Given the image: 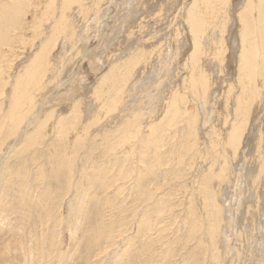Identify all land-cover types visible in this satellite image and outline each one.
I'll use <instances>...</instances> for the list:
<instances>
[{"label": "bare ground", "instance_id": "1", "mask_svg": "<svg viewBox=\"0 0 264 264\" xmlns=\"http://www.w3.org/2000/svg\"><path fill=\"white\" fill-rule=\"evenodd\" d=\"M111 1L114 3L113 5L112 4L111 5L112 6L115 5L114 8H119L118 4H121V3L123 4V2L124 3L126 2L124 5H122L123 11H124V9L125 10L129 9V10H128V13L123 14V15H118V13H117L118 17L116 18V22H117V19L119 21L118 22L119 24L117 26V29H118L117 32L118 33H115L114 35L112 34L113 37L112 36H110V37H112V40L116 39L118 37L117 34H119V32H122L121 31V30H123L122 28H125V34H127L126 38H130L132 35V29L134 28L136 30V32H138L140 35V36L137 35V37L134 35L135 36L134 39L136 38L135 39L136 45H134L133 47H135V49L132 50L131 44H130L131 46L124 48L122 46V44H125V43H124V41H122L123 43H120V45L118 46V49L115 51L116 53L115 54L113 53V55L108 56L107 61L114 59L117 56V53H119V52L121 53V51H124V50L129 51L128 52L129 53L128 59L126 61H124L123 63H121L120 65H118L116 71H114V68L110 69L109 73L106 72L105 74H103L102 76H100L99 78L96 79L94 85L91 86L90 99H92V100L89 101L90 103H86L85 106L80 107V104H78V103H80L82 101L81 99L83 97V96L82 97L80 96V98L77 97L78 99H76L74 105L72 104V107H71L72 109L70 108V111L67 110L68 114H66V115L65 114H57L55 111V106H53V104H51V105L45 104L43 106L42 100H45L49 96V94L52 92L51 91L52 87L62 85V81L59 82L60 79L63 80V70L65 68V65L63 64L64 62H63L62 55L63 54L65 55V59L69 58L68 59L69 65L71 64L70 66H72L76 62V60L78 59L81 51L83 53V49L86 46L88 39L90 37L96 38L98 35L99 36H102V35L106 36L107 35V25H109V23L113 22V21H111V20H113V17H112L113 12H111V11L109 12V8H107V6L105 4H109ZM128 1L130 2L133 0H115V1H113V0H0V155L7 148L13 146L14 139H18L19 144L17 146H19V148L17 150H15L17 154L15 153L13 155V157L14 156L19 157L20 155L25 156L26 152H28L30 150L32 151L33 149L35 150V147H40L39 145H42L45 142V138L47 137V135L52 134L53 139L51 138L52 140H50L49 146L52 147V149H54V151L56 153L55 152H48L49 154L44 153L45 155H43L42 154L43 152H42L41 153L42 155L40 154V156H38L37 155L38 153L37 154L33 153V151H34L33 150L32 154H31L32 156L29 159L35 163L38 160V158L34 156V154H36L39 157V159H44L45 162L49 160L51 162V164L54 165V170H56L54 172H56V173L63 172V173H65L64 175L68 176V178H69V177H71V172L73 170L72 169V167H73L72 163L74 165L75 159L73 158L74 160H71V158H70L68 160L67 157L70 154H72L76 158L79 155V149L82 147V145L85 142H88L87 144L89 145V152L90 153L96 149H97L96 152H98L100 150L101 153L99 151L98 154L100 153L102 155V153H103L104 155L101 157L104 158V156H105L106 158H104V160L107 159V163H110L109 165L114 166V169H115V166H117L118 170L117 169L116 170H117L118 174L116 173L117 175H109L115 181L113 183L116 184L118 180H123V182H125L124 179L126 178L127 171H123V173L121 172V170L124 166V162L127 160H130L129 163H131L134 160V159H131V156H128L129 158L125 157V153L122 150L120 151V149H123V150L129 149V151L134 150L135 154L137 155V162L136 163H138L139 167H137L138 169H135V168L131 169L132 170L131 171L132 172L131 178L133 179V183H134L133 190L135 189L134 190L135 193L137 195H139V197H140L141 192L145 193V191L142 190V187L144 190L147 189L145 198L142 200V202H140L141 204H144L143 205L144 210H143L142 215L140 217L135 218V222H134V225L137 228L136 234L138 235V238L141 240V246L145 250H147L146 248H147V245L149 244V241L151 240V243H152V242H154L155 237H157V236H155V233H157V232L159 233V230H156L153 234L150 233L151 223H153L154 221L163 220V219H165V216H166L165 215L163 217L160 215L159 209H160L161 204H160V201L157 199V197H158L157 193H158V191H160L159 190L160 188L159 189L156 188L157 184L155 183L157 181L159 182L158 176L161 175V174H159V175L157 174L158 173L157 170L160 169L161 163H166V160H167L166 156L165 157L162 156L163 149H166L167 153L166 152L165 153L167 154V156H168V153L172 152L171 154H174L175 151H177L174 154L176 156V160H173V161H175V163H181V160L184 158V156L187 155V157H188L189 154H191V156L189 158H187V162L185 161L188 164V165H186V166H188V173L186 171L187 174H190L191 171L195 172V168H193V167H195L194 165L197 166V165H200V163L204 164L205 162H207L206 160L209 159L207 164L208 163H211V164H209L208 168L205 170L204 173H203V171L202 172L199 171L203 167H201L200 169H196L198 172L195 173L196 177L193 176L194 181L190 180V179H192V177L188 179L186 177L187 174L185 173L186 174V176H185L186 180L183 181L181 184H183V185L187 184L188 186L183 187V186H180L181 184L179 185V183H177L178 186L176 188L177 189L176 192L178 193V196H179V195H181L180 194L181 188L187 189L190 186V189L198 196V197L196 196V198L198 200L197 202L195 200L194 201L192 200L193 195H194L193 192H192V197L186 199L188 212H194L195 211L191 215L187 213V218L190 216L193 217V215L195 216V219H194L195 224H194V227L192 229H190V231L196 230V228L198 227L199 230H203L205 232V235L207 237V241H206V239H203L202 232H200L199 237L198 236H197V238L195 237L196 238V240H195L196 246L198 249H204V251L207 248V251L209 253V260L208 261H210V264H221V255L220 254L221 253L223 254V252H222V250H223L222 249L223 248L222 242L223 241L221 240V236L223 233V226L225 225V219L223 216V209H222V205H223L222 196H223V194H225V190H224L225 188L222 189L221 187L223 186L222 184L226 181V176H227L224 173L226 170V163H229V160H228L229 158H227V156L229 154L231 155L232 152H237L238 149H242L244 147V144L246 142V132L249 130L248 128H249V124H250L252 117H253L252 114L254 112V107L260 103V96L263 94V91H264L263 90L264 89V4H263L264 2L261 3L262 0H261V2L259 0H194L192 2V6L190 5L188 10L184 11V13L187 12V14L185 13L186 17H185L184 23L186 25V29L188 30V34L191 38L192 45L190 47H192V51L188 55V57L186 58L183 66H181V67H183L182 68L183 75L182 74L180 75L178 72L177 75L173 74L172 76H168V73L171 72L170 70H173V69H170L171 63L174 61V60H172V54L175 55V52L173 53V51H175V49L177 47V46L173 47V45H175L179 42L178 37H177L179 34V27L176 28V30L174 31V33L171 36L172 38H174V40L173 39L172 40L175 44L171 43V45H170V43H168V45L166 47V49H168L169 53L166 50H163L162 47H159L160 45L158 46L159 48L158 47L155 48L154 45H151L153 47H145L143 44L144 37H141V35L146 30L148 25H150L151 23H155V24L159 23V21H160L159 18H160L161 13H167L169 7L168 6L165 7L164 5L159 4V9H157V13H154L153 12L154 10H152V8H153V5H155V4L149 5V7H148L145 3V0H136V2L133 1L136 3L137 8L139 6L142 7L140 9V12L141 11L143 12L146 10V12L149 15L148 18L152 22L148 23L147 21L142 19L137 23L133 22L134 26L132 27L131 22H129L130 16H131L130 15L131 10H130L129 6L127 7ZM173 2H175V0H172L171 6L173 5ZM164 4H165V2H164ZM104 5H105V7H104ZM239 5L241 6V8L239 10L240 12L236 15V20L239 22V25H240V30L238 31V35H237L238 39H239L240 49L238 51L239 54H238L237 58H235L236 60L234 63V68L236 69V75L235 74L234 75L236 78V82L238 83V87L236 86L237 92H236V99H235V109L233 108L234 111L233 112L231 111L234 114V116H233L232 120L229 119L232 122L228 126L227 123L230 122V121H228V118L230 117L228 115V113H230V110H228V104H229L228 101L230 99L229 95L231 94V93L229 94V92H230L229 90H231L232 86L229 87V89L227 88L228 92L226 90V93L224 95L226 102H224L225 107H223L225 110V113L223 114L224 115L223 116V123H221L219 121H218L219 122L218 124L215 123L216 119L213 120V122H212L211 119L208 118L209 114H207V112H205V107H207V104L210 101L209 96L211 95V89L214 86V81H213V78L211 77L212 73L210 74V69H212L211 68L212 66L210 65L211 67L210 66L207 67V64H208L207 62H210V61H208L209 60L208 58L213 56L212 60L215 61L214 65H216L217 68L219 67L220 71L223 69V66H225L224 68L226 70H228V66L225 64V59H226V54H227L226 52L229 48L227 43H226V39L228 36L231 38L232 35H234V33L231 30V28H229L227 26H228L229 19L231 20L232 18L235 17V15H234L236 12L235 9ZM105 9L108 10V13L106 12L104 14ZM258 9L261 11V16H259V19H257L258 17L255 14V12L259 11ZM170 12H171V10H170ZM177 12H178V10H177ZM143 14H144V12L142 13V15ZM163 17H164V15H163ZM128 18H129V20H127ZM145 18H147V17H145ZM254 19L255 20L257 19V20L255 21ZM253 20L255 23V28L252 26V23H251V21H253ZM257 24H259V25H257ZM236 25H235V27H236ZM90 26H92V28L93 27L94 28L91 30L89 28ZM182 26H184V25H182ZM182 26H180V27L182 28ZM100 27H103L104 30L103 31L100 30ZM91 31H95L94 34H92ZM147 31H149V30L147 29ZM153 31H155V30H153ZM214 31H216V32H214ZM161 32H162V30H161ZM217 32H219V37H217V39H213V37H215L214 33L217 34ZM133 34H135V33H133ZM152 34L149 33L148 36H151ZM158 34H160V32ZM184 34L182 33V36ZM153 36H156V35H153ZM156 37H158V36H156ZM186 37H188V36H186ZM152 39H153V37H152ZM160 39H162V38H160ZM118 40H119V38H118ZM97 41L99 43V44H97V46L101 45V43H102L101 40L97 39ZM107 42L108 41H106L105 43H107ZM108 43H110V42H108ZM150 43H151V41H150ZM155 43H157V42H155ZM110 46H111V44H110ZM146 46H147V43H146ZM147 48H149V49L147 50ZM177 51L178 50L176 49V52ZM181 51H182V49H181ZM189 51H190V48H189ZM175 56L177 58V55H175ZM100 58H102V57H100ZM176 60H178V59H176ZM227 62H230L229 57L227 59ZM227 64H229V63H227ZM175 73H176V71H175ZM229 74H230V72H229ZM144 76L147 77V79H146L147 83L149 85H151L152 88H154L155 90L159 89L160 85H162V83L164 82L166 77H167V80H169V81H165V82L172 84V87L168 90V93L165 95L164 99L162 98L163 99L162 104L158 103L155 107L150 108V99L149 98H145V100H143L144 98H138L137 100L132 101L135 103L138 101L139 103L137 105H133L134 103L129 104L128 101H126L127 98L132 96V92H134V94L136 95V90H137V88L140 87L141 81L143 80ZM154 76H155V78H154ZM69 81H70V78H69ZM233 84H235V83H233ZM136 86H139V87H136ZM145 86H147V85H145ZM70 89H71V87H70ZM166 90L167 89H165V91ZM61 92H62V90L59 93H61ZM64 92H66V91H64ZM64 92H62V93H64ZM140 92H142V91H139V93ZM140 94H142V93H140ZM215 95H216V93H215ZM85 98H83V100ZM222 98L224 100V97H222ZM191 99L195 103L198 102V106H196V104L194 105L191 102ZM232 101H234V100H232ZM219 102H221V101H219ZM216 104L218 105V103H216ZM219 106H221V105L219 104ZM38 108H39V110H38ZM196 109L197 110L199 109V111H197ZM203 109H204V111H203ZM214 109H215V107H214ZM214 109H212V111H210V109H208V110L212 114ZM215 113L217 114L216 111H215ZM114 114H117L118 121L113 122V123H109V121H111L110 120L111 116ZM212 115H214V114H212ZM198 116L201 117V121L203 124L202 130L204 131L205 137H206V139H202L203 138L202 137L201 138L202 142L200 141L203 144V147H205V148H203V149H205V151L203 149H201V147L199 146L198 140L196 139L197 134H196L195 126H196V122H197L196 118ZM31 118L34 119L33 123L29 122V120ZM256 118H257V115H256ZM217 119H218V117H217ZM108 123L113 124V126L108 127L107 126ZM226 125L228 126L227 129L229 132L226 136H224L226 129H224L223 127ZM103 126H104V129H101V133L97 132L98 127L103 128ZM110 128H113V129H110ZM21 132H22V134H21ZM67 134L68 135L71 134L72 136L68 137ZM256 135H257V133H256ZM200 137L201 136H199V138ZM256 138H258V137H256ZM255 139H254V141H255ZM203 140H205V141L203 142ZM261 140L262 139L258 138L259 144H260V142H262ZM15 142L17 143L16 140H15ZM125 147H127V148H125ZM86 148L88 149L87 146H86ZM87 149H86V151H87ZM200 149L203 150V152H205V153H202V151ZM80 150L82 151L83 149H80ZM36 151H37V149H36ZM43 151H45V150L43 149ZM64 151H65V153L67 152L65 156L63 153ZM258 151H259V154H258V157H256V158H257V162L260 163V164H258V168L259 167L260 168L258 169L259 171L257 172V174L255 176L253 175L254 177H252L253 180L251 182V188L254 189L253 195L256 198V205H257L258 200L260 202L261 195H259L257 189H258V184H260L259 182H261V178L263 177L262 173L264 171V148H262L260 146L258 148ZM87 152H86V154H87ZM46 154H47V157H46ZM94 154H95V152H94ZM27 155H28V153H27ZM93 155L90 154L89 157L87 155L88 159L85 158L86 162L84 163L86 166L89 165V167L92 168V169L89 168L90 173H88V175L86 177V180H87V182L85 183L87 186L86 193H87V196L92 195V197H94L95 196L94 193H96V190L100 191V193L103 195V197H105V198H103V200H106L105 203H104V201H102V202L107 205V198L108 197L110 198V196H111V195L109 196L107 194V190L110 186L109 184H112V182H107L108 177L103 179V177L100 176V175H103L102 173L96 174V172H94V171H96V169L94 170L92 165H94V167L96 165L93 164V162L88 163L92 159L91 157ZM43 156H44V158H42ZM95 156L98 157L97 153ZM101 159H100V161H101ZM251 159H253V157ZM247 160L244 159V162ZM25 161L26 160H24V162ZM92 161H94V159ZM244 162H243V164H244ZM34 163H32V164H34ZM101 163L103 164V162H101ZM216 163H220L219 168L215 167ZM250 163H251V161H250ZM105 164H106V162H105ZM207 164H205V165H207ZM245 164H246V162H245ZM255 164H256V162H255ZM128 166L126 168L129 169ZM131 166H132V163H131ZM108 167L111 168V166H108ZM247 167L249 168V166H247ZM52 168H53V166H52ZM52 168H51V171L53 170ZM74 168H75V166H74ZM126 168H125V170H126ZM205 168H206V166H205ZM4 170H5V168H4ZM19 170H17L18 172L15 171L14 175L17 176L18 174L23 173L21 169H19ZM178 170H180V169H178ZM178 170H177V173H178ZM24 171H25V169H24ZM184 171L182 169V172H184ZM6 172L8 173V171H6ZM163 172H165V171H163ZM172 172L174 173V170H172ZM172 172H171V175H172ZM182 172H180V173H182ZM25 173H27V171H25ZM166 173H168V172H166ZM36 174L37 173H35L34 175H36ZM59 174H62V173H59ZM163 174H165V173H163ZM38 175L40 176V172L38 173ZM49 175H50V173H49ZM169 175H170V173H169ZM177 175L174 176V174H173L174 178H176ZM181 175H184V173ZM197 175H198V178H197ZM7 176L9 177V174H7ZM21 176H22V174H21ZM173 176H171V177H173ZM57 177H58V175H57ZM165 177H167V176L165 175ZM2 178L0 180H2ZM161 178H162V176H161ZM243 178H244V176H243ZM42 179H43V177H42ZM112 179H111V181H113ZM168 179H169V177H168ZM4 180H6V179H4ZM10 180L11 179H8V183L10 182ZM60 180H61V178H60ZM63 180H64V178H63ZM69 180H70V178H69ZM170 180H172V179H170ZM173 180H172V182H173ZM196 180H197L198 186H196V188H195V184H196L195 181ZM24 181H26V180H24ZM53 181H56V180H53ZM68 181H67L68 184L66 183L67 186L70 183ZM179 181H181V178ZM187 181H188V183H187ZM190 181H191V183H190ZM19 182H20V180H19ZM65 182H66V180H65ZM126 182H125V184H126ZM162 182H163V180H162ZM8 183H5V185ZM36 183H37V181H36ZM11 184H13V182ZM228 184H229V182H228ZM40 185H42V183ZM130 185H131V182H130ZM162 185H163V183H162ZM244 185H245V183H244ZM27 186H28V184H27ZM234 186H236V185H234ZM61 187H63V186H61ZM0 188H2V187H0ZM26 188L27 187H25V189ZM35 188H36V186H35ZM174 188H175V186H174ZM31 189L32 188L30 187V191L34 192V190H31ZM116 189H118V188H116ZM116 189H113L114 190L113 194L115 193ZM126 189H127V187H126ZM7 190H9V189H7ZM23 190H24V187H23ZM23 190H22V192H23ZM171 190L172 189H170V191ZM191 190H190V192H191ZM27 191H29V190H27ZM9 192H10V190H9ZM109 192H111V190ZM187 192H188V190L186 191V193ZM86 193H85V195H86ZM234 193H235V190H234ZM240 193H241V190H240ZM16 194H17V192H16ZM124 194L126 195V193H124ZM133 194H134V192H133ZM174 194L172 193L173 196H174ZM9 195L11 197L13 196V195H11V192ZM39 195H40V193H39ZM80 195H81V193H80ZM98 195L99 194L97 193V197H98ZM49 196H51V195H49ZM113 196L115 198V194ZM187 196H189V195H187ZM230 196H231V194H230ZM7 197L9 199V196H7ZM242 197H240V198H242ZM248 197H250V195H248ZM23 198H24V196H23ZM45 198H47V197H45ZM56 198H58V197H56ZM11 199L14 200V198H11ZM28 199H30V198H28ZM43 199L44 198H42V200ZM48 199H49V197H48ZM129 199H130V197H129ZM177 199H178V201H177ZM177 199H175V201L171 204L170 209H172V210H170V211H171L173 217L175 216L174 218L176 220L180 221L179 216L174 215V214H175V210L183 205V203H182L183 200L181 202V198H180V201H179V198H177ZM36 200L38 201L37 198H36ZM36 200L34 199V201H36ZM91 200H89V201H91ZM240 200H242V199H240ZM39 201H41V200H39ZM100 201H101V199H100ZM247 201H249V200H247ZM25 202L28 203L27 200H25ZM44 202H47V199ZM54 202H55V200H54ZM123 202H122V204H124ZM169 202H171V200ZM254 202H255V200H254ZM8 203L10 204V202H8ZM55 203H56L55 204L56 205L55 210H56V207L58 205L59 206L57 208L59 209L61 207L60 206L61 204L57 205V202H55ZM30 204L31 203H29V205ZM39 204L41 205V203H39ZM84 204H83V207H84ZM87 204H89V202H87ZM119 204H120V202H119ZM119 204H115V205H119ZM242 204H244V203H242ZM6 205L9 206L7 203H6ZM45 205H48V204H45ZM98 205H100V206L102 205V207L104 206L103 204H98ZM98 205L96 206V208H98ZM31 206H33V205H31ZM36 206H38V204L35 203L34 207H36ZM229 206H230V203H229ZM0 207H1V205H0ZM4 207H6V206H4ZM38 207H40V206H38ZM76 207H77V205H76ZM143 207L141 206L142 209H143ZM188 207H190V208L188 209ZM31 208H30V210H31ZM46 208H44V210ZM92 208L93 207L91 206V209ZM113 208L116 209L115 207H113ZM253 208H255V206L251 207V205H250L248 207L247 214L249 215V219L251 220L250 225H249L250 232H249V234L248 233L244 234L245 240L247 241V245H246V247L244 246V249L246 248L245 253L241 254V257L246 258V260L248 259V262H249V254H250V247H251V245L249 246L248 244L250 243L249 240H252V233L254 232V230L256 228L255 222L252 219V217L254 216L253 215V213H254ZM1 209H2V207H1ZM81 209L83 210L84 208H81ZM22 211H23V209H22ZM34 211H35V209H34ZM37 211H38V209H37ZM121 211H124V210H121ZM138 211L139 210H137V212ZM227 211H229V210H227ZM49 212H50V210H49ZM57 212H59V210ZM185 212H186V210H185ZM185 212L183 214H185ZM4 213H6V212H4ZM176 213H177V210H176ZM8 214H10V212ZM35 214H36V212H35ZM38 214L36 216H38ZM40 214H42V213H40ZM26 215L27 214H25V217H26ZM79 215H80V213H79ZM86 215L88 216V213H86ZM86 215L82 214L81 216H86ZM72 216L70 218H72V220H73ZM87 216H86V221L88 220ZM92 216L94 217V215H92ZM104 216L105 215H103V211H102V213H100V212L96 213L95 217L101 221L99 223L100 224L99 227L101 229H103L105 227V225L106 226L108 225V227L114 226L113 225L114 218H116V217L112 216L111 214L110 215L106 214L105 218H104ZM27 217H28V215H27ZM42 217H44V216H42ZM124 217L125 216L122 217L123 220H124ZM161 217H163V219ZM170 217H172V216H170ZM173 217H172V219H173ZM184 217L185 216H183V218ZM109 218H111V219L109 222H107V220ZM78 219L81 220L80 218H78ZM82 219H83V217H82ZM175 219H173V220H175ZM17 220L15 221V224H16ZM55 220H57V219H55ZM117 220H118V218H117ZM131 220H133V219H131ZM43 221H44V219H43ZM119 221H121L122 222L121 224L124 225L125 222L123 223V221L120 219L118 220V222ZM29 222H31V221H29ZM91 222H93V221L91 220ZM169 222H167V223H169ZM184 222H183V224H184ZM13 223H14V221H13ZM35 223H37V220H36V222H34V225H35ZM167 223H165V224H167ZM8 224H10V223L8 222ZM17 224H18V222H17ZM183 224H181V225H183ZM186 224L189 225V223H186ZM43 225H45V224L43 223ZM90 225H91V223H90ZM90 225H89V227H91ZM123 225H121V226H123ZM228 225L229 224L227 223V226ZM239 225H240V223H239ZM36 226H38V225L36 224ZM52 226H51V228H52ZM58 226H60V224ZM93 226H94V224H93ZM97 226H96V229L94 230L96 232L99 229V228L97 229ZM124 227L125 226H123V230H124ZM110 228H112V227H110ZM174 228H175V226H174ZM171 229L169 226V230H171ZM35 230H38L37 227L35 228ZM44 230H46V228L43 229V233L45 232ZM106 230H107V228H106ZM114 230H115V228H114ZM177 230H179V229H177ZM177 230L176 231L173 230V231L176 233ZM91 231H93V229H91ZM115 232H114V235H115ZM7 233H9V232H7ZM15 233H17V232H15ZM37 233H38V231H37ZM168 234H169V231H168ZM184 234L185 233H183V235ZM7 235H9V234H7ZM97 235L98 234H96V237H98ZM170 235H172V234H170ZM36 236H37V234H36ZM88 236L91 237L88 234L85 237H88ZM94 236H95V234H94ZM100 236H101V238L102 237L106 238L107 233L104 231V232H102V234H100ZM162 237L164 238V235ZM166 237H167V235H166ZM0 238H2V237H0ZM48 238H46V239L48 240ZM14 239H15V237H14ZM88 239H90V238H88ZM242 239H243V237H242ZM19 240H20V238H19ZM56 240H57V238H56ZM86 240H87V238L85 239V241ZM100 240H103V238ZM166 240H168V238ZM203 240L206 242H204ZM81 241H80V244H81ZM104 241H105V239H104ZM170 241H172V240H170ZM230 241H231V239H230ZM33 242H34V240H33ZM177 242H178V240H177ZM181 242H183V241H181ZM101 243H102V241H101ZM101 243H99V245ZM262 243L264 244V234H262ZM17 244H19V242ZM250 244H252V243H250ZM10 245H12V243H10ZM25 245H27V244H25ZM52 245H53V247L56 246V244H52ZM86 245H88V244L86 243ZM182 245H183V243H182ZM101 246H103V245H101ZM193 246H194V244H193ZM34 247H35V245H34ZM48 247H49V245H48ZM57 247H59V246H57ZM57 247H55V248H57ZM90 247H92V246H90ZM173 247H174V245H173ZM189 247H190V245H189ZM100 248L102 249V247H100ZM155 248H157V247H155ZM87 249H88V247L86 248V250ZM30 250L31 249H29V251ZM50 250L51 249H49L48 251H50ZM86 250H85V252H86ZM93 250H95V249H93ZM164 250H167V249H164ZM185 250H187V248ZM48 251H47V253H48ZM55 251H56V249H55ZM87 251H89V249ZM142 251L144 252V250H142ZM157 251H158V248H157ZM200 251H202V250H200ZM51 252L52 251H50L49 254H51ZM94 253H96V252H94ZM190 253H191V251H190ZM195 253H193V254H195ZM261 253H262V255H261L260 263L264 264V247H263ZM56 254H58V252ZM83 254H85V253H83ZM152 255H153V253H152ZM183 255H184V253H183ZM46 256H48V255H46ZM54 256H55V254H54ZM48 257H50V255ZM78 257H80V256H78ZM85 257H86V255H85ZM101 257H103V256H101ZM179 257L181 258L182 256H179ZM51 258H53V254H52ZM124 258H125V255H124ZM133 258L134 257L132 256V259ZM139 258H142V256L140 257V255H139ZM175 258H176V256H175ZM223 258H224V256H223ZM92 259H93V257H92ZM163 259H165V257ZM167 259H168V257H167ZM230 259H232V258L230 257ZM93 261L94 260H92V262ZM239 261H241V260H239ZM123 262H124V259H123ZM127 262H129V261H127ZM199 262L201 264L202 260ZM251 262H253V261H251ZM153 263H154V261H153ZM178 263H180V261H178ZM225 263H226V261H225ZM84 264H86V263H84ZM87 264H89V263H87ZM144 264H145V261H144ZM228 264H230V263H228Z\"/></svg>", "mask_w": 264, "mask_h": 264}, {"label": "rangeland", "instance_id": "2", "mask_svg": "<svg viewBox=\"0 0 264 264\" xmlns=\"http://www.w3.org/2000/svg\"><path fill=\"white\" fill-rule=\"evenodd\" d=\"M113 1H115V0H113ZM133 1L136 2V0H133ZM133 1H130V2L128 1V3H127V7L129 6L130 7V10H131L130 11V15H131L130 16V20H129V18L127 20H129V22H131L132 27L134 26V23L133 22H136L137 23V22H139L142 19H144L148 23H151L152 21L148 18L149 15L146 12V10L143 11L144 14L142 15L143 12L142 11L140 12V9L142 7L139 6L140 8L139 7L137 8L136 3L133 2ZM193 1L194 0H175V2H173V5L171 6L172 0H158V1L157 0H153V1L152 0L151 1L150 0H145V3H146V5L148 7H149V5L155 4V5H153V8H152V10H154L153 11L154 13H157V9H159V4H162L165 7H167V6L169 7L167 13H161L160 18H159V20H160L159 23H156V24L155 23H151L150 25L147 26L146 30L142 33L141 37H144V41L145 42L143 41V44H144L145 47H153L151 45H154L155 48H156V47H158L160 45L159 47H162L163 50H166L169 53V51H168V49H166V47H167L168 43H170V45H171V43L172 44L174 43L173 42L174 38H172L171 36L174 33V31L176 30V28L179 27V34L177 36L179 42L177 44L174 43L175 45H173V47H176L177 46L176 49L178 51L176 52V49H175V51H173V53L175 52V55H177V58H176V56L174 54H172V60H174V61L171 63V68L170 69H173V70H170L171 72L168 73V76H172L173 74H176L177 75L178 72H179L180 75L181 74L183 75V71H182V68L183 67H181V66H183L186 58L188 57V55L192 51V47H190L192 45L191 38H190V36L188 34V30L186 29V25L184 23L187 12H185L186 13L185 14L184 11L188 10V8H189L190 5L192 6V2ZM259 1L261 2V0H259ZM164 2H165V4H164ZM263 2H264V0H262L261 3H263ZM125 3L123 2V4L122 3L121 4H118L119 5V8H114L115 5L112 6L114 4L112 1L109 4H105L107 6V8H109V12L110 11L113 12V14H112L113 20H111L113 22L112 23H109V25H107V35L106 36H104V35L99 36L98 35L96 38L90 37L88 39V42H87L86 46L83 49V53L81 51L78 59L76 60V62L72 66H70L71 64L69 65V61H68L69 58L68 59H65V55L64 54L62 55L63 62H64L63 64L65 65V68L63 70V80L64 81L62 79H60L59 82L62 81V85L52 87V90H51L52 92L49 94V96L45 100H42V105L43 106L45 104L46 105L53 104V106H55V111H56L57 114H65L66 115V114H68V111L67 110L70 111V108L72 107V104L74 105L76 99L80 98V96L81 97L83 96L82 99H81L82 100L81 101L82 103L79 101L80 103H78V104H80V107L85 106L86 103H90L89 101L92 100V99H90V96H91L90 95V93H91V86L94 85L96 79L99 78L100 76H102L103 74H105L106 72L109 73L110 72L109 71L110 69H113L114 68V71H116L117 70V66L120 65L121 63H123L124 61H126L128 59V54H129L128 52L129 51L128 50H126V51L124 50V51H121V53L120 52L117 53V56L114 59L107 61V57L113 55V53L114 54L116 53L115 51L118 49V46L120 45V43H123L122 41H124V43H125V44H122V46L124 48H127L128 46H131L132 45V50L135 49V47H133V46L136 45V43H135V41H136L135 39L136 38L134 39V37L135 36L137 37V35L140 36L139 33L136 32V30L133 28L132 29V35H131V37L130 38H126V35L127 34H125V28H122L123 29V30H121L122 32H119V34H117L118 37L116 39H113L112 40L113 35L115 33H118L117 32V30H118L117 29V26L119 24L118 23L119 21L117 19V22H116V18L118 17V15H123V14L128 13V10L129 9H126V10L124 9V11H123V8H122L123 7L122 5H124ZM105 5H104V7H105ZM240 8H241V6L239 5L235 9V11H236L235 14H234L235 17L232 18L231 20L229 19L228 26H227V27L231 28V30L234 33V35H232L231 38L229 36L228 37L226 36L227 37L226 43H227V45H228L229 48H228V50L226 52L227 54H226L225 64L228 66V70H226L224 68L225 66H223V69L224 70L222 69L221 70L222 72H221L220 71V68L219 67L217 68L216 65H214L215 64L214 63L215 61L212 60L213 59V56L212 57H209L208 58L209 59L208 61H210V62H207L209 64V65L207 64V67H209L210 65L212 66V67L210 66L212 68V69H210V74L212 73L211 74L212 75L211 77L213 78L214 86L211 89V95L209 96V98H210L209 100L210 101L207 104V107H205V112H207V114H209L208 115V118L211 119L212 122H213V120L216 119L215 123H217V124L219 122L223 123V116H224L223 114L225 113V110H224L223 107H225V105H224L225 103L224 102H226V99H225V96L224 95L226 93V90L228 92L229 87L232 86L231 87V90H229L230 91L229 94L230 93L231 94L229 95L230 99L228 101V103H229L228 104V110H230V113H228V115L230 116L228 118V121H230L229 123H227L228 126L232 122L231 120L233 119V116H234V114L232 112L235 109V99H236V92H237L236 91V86L238 87V83L236 82V78H235L236 69L234 68V63H235V60H236L235 58H237V56L239 54L238 51L240 49L239 39H238V36H237L238 35V31L240 30V25H239V22L236 20V15L240 12L239 11ZM170 10H171V12H170ZM177 10H178V12H177ZM104 11H103L104 14L106 12L108 13V10L107 9H105ZM117 13H118V15H117ZM255 14L258 17L257 19H259V16H261V11L259 10V11L255 12ZM163 15H164V17H163ZM145 17H147V18H145ZM254 20L251 21V23H252V26L255 28ZM182 25H184V26H182ZM235 25H236V27H235ZM257 25H259V24H257ZM180 26H182V28ZM89 28L92 30L94 27L92 28V26H90ZM147 29L149 31H147ZM100 30L103 31L104 30L103 27H100ZM153 30H155L156 32L153 31ZM161 30H162V32H161ZM91 32H92V34H94L95 31H91ZM159 32H160V34H158ZM214 32H216V31H214ZM133 33H135V34H133ZM149 33L150 34L153 33V34L151 36H148ZM182 33L183 34L185 33V34L182 36ZM153 35H156L158 37L153 36ZM110 36H112V37H110ZM186 36H188V37H186ZM214 36L215 37H213V39H217V37H219V32H217V34L214 33ZM152 37H153L154 40L152 39ZM118 38H119V40H118ZM160 38H162V39H160ZM97 39L101 40V42L103 44L101 43V45L97 46V44H99L98 41H97ZM106 41H108L110 43H108V42L105 43ZM150 41H151V43H150ZM155 42H157V43H155ZM146 43H147V46H146ZM110 44H111V46H110ZM189 48H190V51H189ZM148 49L149 48H147V50ZM181 49H182V51H181ZM100 57H102V58H100ZM228 57L230 59V62H227ZM175 58L178 59V60H176ZM226 62L229 63V64H227ZM175 71H176V73H175ZM229 72H230V74H229ZM69 78H70V81L71 82L69 81ZM154 78H155V76H154ZM146 79H147V77L144 76L143 80L141 81L140 87L139 86H136V87H139L136 90V95L134 94V92H132V96H130L129 98L126 99V101H128L129 104L130 103L131 104L134 103L133 105H137L139 103L138 101L136 103L135 102H132V101L137 100L138 98H144L143 100H145V98H149L150 99V108L155 107L158 103L162 104V100L164 99L165 95L168 93V90L172 87V84H170L168 82H165V81H169V80H167V77H166L165 80H164V82L162 83V85H160L159 89H156L155 90L154 88H152L151 85H149L147 83V80ZM231 81L233 83H235V84H233ZM145 85H147V86H145ZM70 87H71V89H70ZM165 89H167V90L165 91ZM61 90H62V92H64V91H66V92L59 93ZM139 91H142V92H140L142 94H140ZM215 93H216V95H215ZM222 97H224V100H223ZM83 98H85V99L83 100ZM232 100H234V101H232ZM263 100H264V91H263V94L260 96V103L257 104L254 107V112L252 114L253 117H252V120H251V122L249 124V128H248L249 130L246 132V142L244 144V147L242 149H238L237 152H232L231 155L230 154L229 155L227 154L228 155L227 158H229L228 159L229 160V163L230 164L232 163L231 164L232 166L229 163H226V170L224 172L225 175H227L226 176V181L222 184L223 186L221 187L222 189L225 188L224 189L225 190V194H223V196H222V203H223L222 209H223V216H224V219H225V225L223 226V233H222V236H221V240L223 241L222 242V247H223L222 248L223 249L222 252H223V254L222 253L220 254L221 255V264H228V263H230V264H246V263L247 264H261L260 263V261H261L260 259H261V255H262L261 252H262V249L264 247V244L262 243V234H264V216H263L264 215L263 214L264 213L263 212L264 211V171L262 173V176L263 177L261 178V182H259L260 184H258V189L257 190H258L259 195H261V197H260V202H259V200L257 201V205H256V198L253 195L254 189L251 188V182L253 180L252 177H254L257 174V172L259 171L258 169L260 168V167L258 168V164H260V163L257 162V158H256V157H258V154H259L258 148L260 146L262 148H264V101ZM219 101H221L222 103L219 102ZM191 102L194 105L196 104V106H198V102L195 103L194 101H192V99H191ZM216 103H218V105ZM219 104L221 106H219ZM214 107H215V109H214ZM208 109H210V111H212V109H214L213 110V113H212L214 115H212L211 112ZM38 110H39V108H38ZM197 111H199V109ZM203 111H204V109H203ZM215 111L217 112L218 115L215 113ZM256 115H257V118H256ZM112 116L110 118L111 121H109V123L117 122L118 121L117 114H114ZM217 117H218V119H217ZM197 118H196L197 122H196V126H195V128H196V134H197V136L199 135L201 137L199 138V136L198 137L196 136V139L198 140V143H199V146L201 147V149H203L205 147H203V144L201 143L202 142L201 138L203 137L202 139H206V137H205L204 131L202 130L203 124H202V121H201V117L198 116ZM229 119H231V120H229ZM29 122L30 123H33L34 122V119L31 118L29 120ZM108 124H107L108 127H112L113 126V124H109V125ZM227 125L223 127L224 129H226V132H227V133L225 132V135L224 136H226L228 134V132H229L228 129H227V127H228ZM101 129H104V126H103V128L102 127H98L97 132L101 133ZM110 129H113V128H110ZM256 133H257V135H256ZM21 134H22V132H21ZM71 136H72L71 134L68 135V137H71ZM256 137L262 139L261 140L262 142H260V144L258 142V138H256ZM51 138L53 139V135L52 134L47 135V137L45 138V142L42 145H39L40 147H35V150L34 149H33L34 151L32 150L33 153H36V154L38 153L37 155L40 156V154L42 152H43L42 153L43 155H45L44 153L55 152L54 149H52V147L49 146V142H50V140H52ZM254 139H255V141H254ZM15 140L17 141V143L15 142ZM204 141L205 140H203V142ZM87 143L88 142H85L82 145L83 148L82 147L80 148V149H83L82 151L79 149V155L76 158L72 154H70L67 157L68 160L70 158H71V160H74L75 159L74 160V165L72 163V166H73L72 169L73 170L71 172V177H69L70 180H69L68 176L64 175L65 173L59 172V173H62L63 174L62 175V174H59V173L54 172V171H56V170H54V165L51 164V162L49 160H48L49 162L48 161L45 162L44 159H39V157L36 154H34V156L37 157L38 160L35 163L32 162L29 159L32 156L31 155L32 154V151L31 150L28 151V152H26L25 153L26 155L24 154L25 156H23V155L21 156L20 155L19 157H16V156L13 157V155L16 153L15 150H17L19 148V146H17L19 144V140L18 139H14L13 146L7 148L4 152H2V154L0 155V179L2 177L3 178H2V180H0V183H1L0 184V187H2V188H0V191H1L0 194L2 196L3 195L4 196L2 197L0 195V205L2 207V209L0 207V213H1L0 214V218L2 219V220L0 219V235H1L0 237H2V238H0V243H1L0 244V264H84V263H86V264L87 263H89V264H91V263L92 264H96L97 262L99 264H124V263L125 264H144V261H145V264H166V263L167 264H186V263L187 264H197L201 260H202L201 264H210V261H208L209 260V253L207 251V248L205 249V251H204V249H198L197 246H196V243H195V240H196L197 236L199 237L200 232H202L203 239H206V241H207V237L205 235V232L203 230H199L198 227L196 228V230L190 231V229H192L194 227V224H195V220H194L195 219V216L193 215L194 218L192 216H190V217L187 218V213L191 215L195 211L194 212H188L186 199L192 197V192L193 191L190 189V186H189L187 189H184V188H181L180 189V194L182 195V196L179 195L180 197L178 196V193L176 192V190H177L176 188L178 186L177 183H179V185H180L183 181L186 180V177L188 179L192 177V179H190V180L191 181H194L193 176L196 177V174L195 173L198 172L196 169H200L201 167H203L199 171H201V172L203 171V173H204L205 170L208 168L209 164H211V163H208L207 164V162L209 161V159H207L206 160L207 162H205L204 164L203 163H200V165H197V166L194 165L195 167H193V168H195V172L194 171L193 172L191 171L190 174H187L188 173V166H186V165H188V164L186 162H187V158H189L191 156V154H189L188 157H187V155L184 156V158L181 160V163H175V161H173V160H176V156L174 154L177 151H175L174 154H171L172 152H170V153H168V156H167L166 149H163L162 156H164V157L166 156L167 160H166V163H161L160 169L157 170V172H158L157 174L158 175L161 174V175L158 176L159 182L157 181L155 183L157 184V187L156 188H158V189L160 188L159 189L160 191H158V193H157L158 197L156 196L157 199L160 201V204H161L160 209H159V212H160V215L161 216H163V217L165 215L166 216H165V219H163V217H161L163 220L154 221L153 223H151L150 233L153 234L156 230H159V233L158 232L155 233V236H157V237H155L154 242L151 243V240L149 241V244H148L149 246L147 245V248H146L147 250H145L141 246V240L138 238V235L136 234L137 233V228L134 225L135 218L140 217L142 215L143 210H144V207H143L144 204H141L140 202H142V200L145 198L146 191H147V189L144 190L143 187H142V190L145 191V193L144 192H141L140 193V197H139V195H137L135 193V191H134L135 189L133 190L134 183H133V179L131 178L132 177V172H131L132 170L131 169L132 168L138 169L137 167H139L138 166V163H136L137 162V155L135 154V151L134 150H130L129 151V149H126V150L120 149V151L122 150L125 153V157L129 158L128 156H131V159H134V160L131 162L132 163V166H131V163H129L130 160L125 161L124 162V166H123V168L121 170L122 173H123V171H127V174H126V178L127 179L126 178H125L126 180L124 179L125 182L127 181L126 184H125V182H123V180H118L117 183L115 184V183H113L115 181L109 175H117L118 174L117 173V170H118L117 166H115V169H114V166L109 165L110 163H107V159L104 160V158H106V157L105 156H104V158L101 157L104 154L102 153V155H101L100 154L101 153L100 150H99L100 151L99 154H98L99 151L96 152L97 149L94 150V151H92L90 153L89 152V145ZM86 146L88 147V149L86 148ZM85 148L87 149L88 152L86 151ZM125 148H127V147H125ZM36 149H37L38 152L36 151ZM43 149L45 151H43ZM203 150L205 151V149H203ZM203 150H201L202 153H205V152H203ZM86 152H87V154H86ZM94 152H95V154H94ZM163 152L164 153L166 152V153L164 154ZM27 153H28V155H27ZM63 153H64V156H65L67 152L65 153V151H64ZM89 153L91 155L94 154L93 155L94 157L92 156L91 157L92 159L88 162V163H92L93 162V164L96 165L95 166L96 168L94 167V165H92V167L94 168V170L96 169V171H94V172H96V174L97 173L98 174L102 173L103 175H100V176L103 177V179H105V178L108 177L107 178V180H108L107 182H112V184H109L110 186H109V188L107 190V194L109 196L111 195L110 198L109 197L107 198V205L104 204L106 200H103V198H105V197H103V195L98 190H96V193H94V195H95V196L93 195L94 197H92V195H88L87 196V193H86L87 186H86L85 183L87 182L86 177H87L88 173H90V170H89L90 167H89V165H87L88 166L87 167L84 163L86 162V159L85 158H87V155L89 157V155H90ZM96 153H97L98 157L95 156ZM8 157L9 158L11 157V158L9 159ZM46 157H47V154H46ZM252 157H253V159H251ZM42 158H44V156ZM243 158L245 160L248 159L247 161H245L246 164H245ZM93 159H94V161H92ZM100 159H101V161H100ZM24 160H26V161L24 162ZM95 160L96 161L98 160L99 162L98 161L96 162ZM250 161H251V163H250ZM31 162L34 163V164H32ZM101 162H103V164ZM105 162H106V164H105ZM243 162H244L245 165L243 164ZM255 162H256V164H255ZM205 164H207V165H205ZM52 166H53V168H52ZM74 166H75V168H74ZM108 166H111V168L108 167ZM127 166L129 167V169L126 168ZM205 166H206V168H205ZM247 166H249L250 169ZM215 167L216 168H219L220 167V163H216ZM4 168H5L6 171H8V173L4 170ZM51 168L53 169L52 171H51ZM125 168H126V170H125ZM19 169L22 170L23 173H21V174H22L23 177L21 176V174H18L17 176L14 175V172L17 171V170H19ZM24 169H25V171H27V173H25ZM90 169H92V168H90ZM178 169H180V170H178ZM182 169H183V171L184 170L185 171L182 172ZM172 170H174V173L172 172ZM177 170H178V173H177ZM38 171L40 172V176L38 175V173H39ZM163 171H165V172H163ZM186 171H187V173H186ZM34 172L37 173V174L34 175L35 174ZM166 172H168V173H166ZM171 172H172V175H171ZM180 172H182V173H180ZM49 173H50V175H49ZM163 173H165V174H163ZM169 173H170V175H169ZM183 173H184V175H181ZM185 173L187 174V176H186ZM7 174H9V177L7 176ZM173 174H174V176L177 175V174L178 175H177L176 178H174ZM57 175H58L59 178L57 177ZM165 175L167 177H165ZM41 176L43 177V179H42ZM161 176H162V178H161ZM171 176H173V177H171ZM243 176H244V178H243ZM168 177H169V179H168ZM179 177L181 178V181H179L180 180ZM60 178H61V180H60ZM63 178H64V180H63ZM197 178H198V175H197ZM4 179H6V180H4ZM8 179H11L9 183H8ZM111 179L113 181H111ZM170 179H172V180L174 179L173 182ZM19 180H20V182H19ZM24 180H26L27 182L24 181ZM53 180H56V181H53ZM65 180H66V182H65ZM162 180H163V182H162ZM197 180L195 181L196 182L195 188H196V186H198ZM36 181H37V183H36ZM67 181L70 182L68 186H67V184H68ZM188 181H187V183H188ZM191 181H190V183H191ZM12 182H13V184H11ZM58 182L59 183L61 182V183L59 184ZM130 182H131V185H130ZM228 182H229V184H228ZM5 183H8V184L5 185ZM41 183H42V185H40ZM162 183H163V185L164 184L165 185L163 186ZM244 183H245V185H244ZM27 184H28V186H27ZM234 185H236V186H234ZM22 186L24 187V190H23V187ZM29 186L32 188L31 190H34V192L33 191L32 192L30 191V187ZM35 186H36L37 189L35 188ZM61 186H63V187H61ZM125 186L127 187L128 190L126 189ZM174 186H175V188H174ZM180 186H183L184 187V186H188V185L187 184L186 185L181 184ZM25 187H27V188L25 189ZM116 188H118V189H116ZM169 188L172 189V190L170 191ZM7 189L10 190L11 195H13L12 197L9 195L10 192ZM113 189H116L115 190V193H114L115 194V198L113 196L114 195L113 194V192H114ZM239 189L241 190V193H240V190ZM22 190H23V192H22ZM27 190H29L30 192L27 191ZM110 190H111V192H109ZM187 190H188V192L186 193ZM190 190H191V192H190ZM234 190H235V193H234ZM16 192H17V194H16ZM84 192L86 193V195H85ZM133 192H134V194H133ZM39 193H40V195H39ZM80 193H81V195H80ZM97 193L99 194L98 197H97ZM124 193H126V195ZM172 193L173 194L175 193L174 196L172 195ZM230 194H231V196H230ZM49 195H51V196H49ZM187 195H189V196H187ZM194 195H193V199L192 200L193 201L195 200L197 202L198 201L197 198H196L197 195L195 193H194ZM226 195L227 196L229 195V196L227 197ZM248 195H250V197H248ZM7 196H9V199L10 200L8 199ZM23 196H24V198H23ZM55 196L58 197V198H56ZM27 197L30 198V199H28ZM45 197H47V198H45ZM48 197H49V199H48ZM129 197H130V199H129ZM240 197H242V198H240ZM11 198H14V200H12ZM36 198L38 199V201L36 200ZM42 198H44L45 200L47 199V202H44L45 200L44 199L42 200ZM99 198L101 199V201H100ZM177 198H179V201H180V198H181V202L183 200V202H182L183 205L178 208L179 210L176 209L177 210V213H176V210H175V214H174V215H178L179 216L180 221L179 220H176L174 218L175 216L173 217V215H172V213L170 211V210H172V209H170L171 204ZM34 199L37 202L34 201ZM240 199H242V200H240ZM25 200H27L28 203H26ZM39 200H41V201H39ZM54 200H55V202H57V205L58 204H61L60 205L61 207L59 209L57 208L59 205L56 207V210L57 211L59 210L60 213L55 210V206H56L55 204L56 203L54 202ZM89 200H91V201H89ZM170 200H171V202H169ZM247 200H249V201H247ZM254 200H255V202H254ZM102 201H104V203ZM177 201H178V199H177ZM5 202L9 206H7ZM8 202H10V204ZM87 202H89L90 205L87 204ZM119 202H120V204H119ZM122 202L124 204H122ZM29 203H31V204L29 205ZM35 203L38 204V206H40V207H38V206L34 207V204ZM39 203H41V205ZM229 203H230V206L231 207L229 206ZM242 203H244V204H242ZM45 204H48V205H45ZM83 204H84V207H83ZM98 204H103L105 207L103 206L104 207L103 208L102 205L100 206ZM115 204H119V205H115ZM3 205L6 206V207H4ZM31 205H33V206H31ZM76 205H77V207H76ZM97 205H98V208H96ZM250 205H251V207L252 206H255V208H253L254 209L253 210L254 213L252 212L253 215H254L252 217V219L255 222L256 228H255L254 232L252 233V240H249L250 243H252V244H250V243L248 244L249 246L251 245V247H250V254H249V262H248V259L246 260V258H242L241 257V254L242 253H245L246 248L244 249V246L246 247V245H247V241L245 240V235L244 234H247V233L249 234V232H250L249 225H250V221L251 220L249 219V215L247 214L248 207ZM91 206L93 207L92 209H91ZM141 206L143 207V209L141 208ZM113 207H115L116 209H114ZM30 208H31V210H30ZM36 208L38 209L39 212L37 211ZM44 208H46V209L44 210ZM81 208H84V209L82 210ZM189 208L190 207H188V209ZM22 209H23V211H22ZM34 209H35V211H34ZM48 209L50 210V212H49ZM101 210L103 211V215H105V216H106V214H109V215L111 214L112 216L116 217V218H114V223H113L114 226H110L112 228L108 227V225L107 226L105 225V227L103 229H101L99 227V225H100L99 223L101 221L99 219H97L95 216H96V213H99V212L102 213ZM121 210H124V211H121ZM137 210H139V211L137 212ZM185 210H186V212H185ZM227 210H229V211H227ZM84 211L86 213H88V216L89 217L86 215V213ZM4 212H6V213H4ZM9 212H10V214H8ZM35 212H36V214H35ZM184 212H185V214H183ZM40 213H42V214H40ZM79 213H80V215H79ZM25 214H27L28 217H27V215L25 217ZM37 214H38V216H36ZM82 214L87 216V219H88L87 221H86V216H81ZM41 215L44 216V217H42ZM92 215H94V217ZM169 215L172 216L173 219H175V220H173L172 217H170ZM71 216L73 217V220H72V218H70ZM105 216H104V218H105ZM123 216H125L124 217V220L126 219L125 221L122 219ZM183 216H185V217L183 218ZM82 217H83V219H82ZM78 218H80L81 220H79ZM117 218H118V220L119 219L122 220L123 223L125 222L124 225L121 224L122 223L121 221L118 222ZM43 219H44L45 222L43 221ZM55 219H57V220H55ZM110 219L111 218H109L107 220V222H109ZM131 219H133V220H131ZM16 220H17L18 224H17V222L15 224V221ZM36 220H37V223H35V225H34V222H36ZM91 220L93 222H91ZM13 221H14V223H13ZM29 221H31V222H29ZM8 222L10 224L12 223L14 226L12 224L11 225L8 224ZM42 222L45 225H43ZM167 222H169V223H167ZM183 222H184V224H183ZM90 223H91V225H90ZM165 223H167V224H165ZM186 223H189V225H187ZM227 223L229 224L228 226H227ZM239 223H240V225H239ZM36 224L38 226H36ZM59 224H60V226H58ZM93 224H94V226H93ZM120 224L123 225V226H125L124 227V230L125 231L123 230V226H121ZM181 224H183V225H181ZM89 225L91 227H89ZM95 225L96 226L98 225L97 226V229L99 228L97 230V232L94 231L96 229V226ZM51 226H52V228H51ZM169 226H170V229L172 227L173 228L171 230H169ZM174 226H175V228H174ZM36 227H37L38 230H35ZM113 227L115 228V230H114ZM45 228H46V230H44L45 232L43 233V229H45ZM106 228H107V230H106ZM91 229H93V231H91ZM177 229H179V230H177ZM13 230L15 232H17V233H15ZM173 230L174 231L177 230V232L175 233ZM37 231H38V233H37ZM104 231L107 233V237L106 238L102 237L103 240H100V239H102L101 236H100V234H102V232H104ZM168 231H169V234H168ZM7 232H9V233H7ZM114 232H115V235H114ZM183 233H185V234L183 235ZM7 234H9V235H7ZM36 234H37V236H36ZM87 234L90 235L91 237H89V236L88 237H85V236H87ZM94 234H95V236H94ZM96 234H98L97 235L98 237H96ZM170 234H172V235H170ZM163 235H164V238L162 237ZM166 235H167V237H166ZM14 237H15V239H14ZM242 237H243V239H242ZM19 238H20V240H19ZM46 238H48V240ZM56 238H57V240H56ZM86 238H87V240L85 241ZM88 238H90V239H88ZM167 238H168V240H166ZM104 239H105V241H104ZM230 239H231V241H230ZM33 240H34V242H33ZM170 240H172V241H170ZM177 240H178V242H177ZM80 241H81V244H80ZM101 241H102V243H101ZM181 241H183V242H181ZM206 241H204V242H206ZM18 242H19V244H17ZM10 243H12V245H10ZM86 243L88 245L90 243L91 244L88 246V245H86ZM99 243H101V244L99 245ZM182 243H183V245H182ZM25 244H27V245H25ZM52 244H56V246L53 247ZM193 244H194V246H193ZM34 245H35V247H34ZM48 245H49V247H48ZM101 245H103V246H101ZM173 245H174V247H173ZM189 245H190V247H189ZM57 246H59V247H57ZM90 246H92V247H90ZM97 246L98 247L99 246L102 247V249L100 247L98 248ZM154 246L158 248V251H157V248H155ZM55 247H57V248H55ZM87 247H88L89 251H87L88 249L86 250ZM186 248H187L188 251L185 250ZM29 249H31V250L29 251ZM49 249H51L50 251H52L51 254H49V252H50V251H48ZM55 249H56V251H55ZM93 249H95V250H93ZM164 249H167V250H164ZM85 250H86V252H85ZM142 250H144V252ZM200 250H202V251H200ZM47 251H48V253H47ZM190 251H191V253H190ZM57 252H58V254H56ZM94 252H96V253H94ZM83 253H85V254H83ZM152 253H153V255H152ZM183 253H184V255H183ZM193 253H195V254H193ZM52 254H53V258H51L52 257ZM54 254H55V256H54ZM138 254L140 255V257L142 256V258H139V255ZM46 255H48V256L50 255V257H48ZM77 255L80 256V257H78ZM85 255H86V257H85ZM124 255H125V258H124ZM101 256H103V257H101ZM132 256L134 257L133 259H132ZM175 256H176V258H175ZM179 256H182V257L180 258ZM223 256H224V258H223ZM92 257H93V259H92ZM164 257H165V259H163ZM167 257H168V259H167ZM230 257L232 259H230ZM123 259H124V262H123ZM92 260H94V261L92 262ZM126 260L129 261V262H127ZM224 260L226 261V263H225ZM239 260H241V261H239ZM153 261H154V263H153ZM178 261H180V263H178ZM251 261H253V262H251ZM198 264H200V262Z\"/></svg>", "mask_w": 264, "mask_h": 264}]
</instances>
